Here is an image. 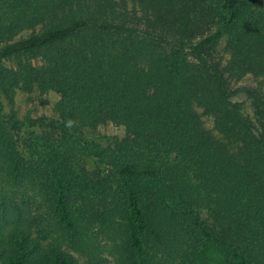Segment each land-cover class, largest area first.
Returning <instances> with one entry per match:
<instances>
[{"label":"trees","instance_id":"1","mask_svg":"<svg viewBox=\"0 0 264 264\" xmlns=\"http://www.w3.org/2000/svg\"><path fill=\"white\" fill-rule=\"evenodd\" d=\"M222 38L232 74L264 77V0H0V62L18 61L0 66V95L54 90L68 131L27 158L0 101V167L9 182L36 188L68 234L90 226L117 236L122 264H151L159 252L170 264H199L211 251L224 264H264L260 101L253 121L223 78L197 72L187 57ZM198 106L214 116V130ZM108 121L126 134L84 140L83 128ZM78 158L109 165L112 181L81 171ZM2 194L0 264H71L45 236L9 228Z\"/></svg>","mask_w":264,"mask_h":264},{"label":"rangeland","instance_id":"2","mask_svg":"<svg viewBox=\"0 0 264 264\" xmlns=\"http://www.w3.org/2000/svg\"><path fill=\"white\" fill-rule=\"evenodd\" d=\"M133 9V5H130ZM141 14V11L138 13ZM145 29L147 26H140ZM41 26L34 29H24L13 37H26ZM208 35L196 38L195 42ZM1 43V42H0ZM187 57L197 72L202 71L206 76L223 81L227 87L229 97L238 104L242 113L249 119L256 121V105L260 107L264 119V77L251 73L243 76L234 75L229 69L230 55L225 49V38L202 46V53L187 49ZM37 65L40 58L26 57ZM26 58H24L26 60ZM17 67V58H10L0 62V66ZM222 75V77H220ZM60 95L54 90L19 89L11 98L0 95L3 104L4 118L14 136L16 144L27 158L42 154L49 143H57L67 134V130L60 125V113L56 106ZM202 115L204 125L214 130V116L206 114L203 107H197ZM216 135H219L215 131ZM125 127L113 121L100 124L97 129H82V136L86 141H100L105 143L108 137H123ZM0 165H2L0 161ZM75 165L94 179L112 181L113 172L109 165L100 163L96 159L78 158ZM0 191L2 196L9 197L8 210L12 224L9 228L21 226L28 229L32 236H45L44 243L59 247L70 258L71 264H122L118 250L119 239L114 234L102 233L98 227H80L75 236L68 234L57 222L55 213L46 198L27 183H10L3 169L0 167ZM1 198V196H0ZM201 220L212 225L213 220L206 215ZM167 256L159 252L151 264H170ZM224 255L218 251H211L198 260L199 264H224ZM179 260H177V263Z\"/></svg>","mask_w":264,"mask_h":264}]
</instances>
